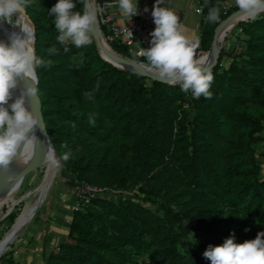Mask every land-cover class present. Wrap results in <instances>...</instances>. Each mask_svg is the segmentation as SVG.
<instances>
[{
  "label": "trees",
  "instance_id": "16d2710c",
  "mask_svg": "<svg viewBox=\"0 0 264 264\" xmlns=\"http://www.w3.org/2000/svg\"><path fill=\"white\" fill-rule=\"evenodd\" d=\"M223 1L196 0L204 50L218 23L207 21L209 9ZM57 2L32 0L26 9L35 54L52 62L36 69L45 132L58 157L71 152L61 163L71 185L83 180L130 194L99 193L73 206L65 236L43 264H211L203 257L209 245L233 235L236 243L255 239L264 231V172L255 150L264 138V13L237 21L239 47L221 45L210 69L211 98H193L179 84L112 64L93 36L79 49L59 43L48 14ZM234 9L220 8V19ZM16 214H6L9 225Z\"/></svg>",
  "mask_w": 264,
  "mask_h": 264
},
{
  "label": "clouds",
  "instance_id": "9594fccd",
  "mask_svg": "<svg viewBox=\"0 0 264 264\" xmlns=\"http://www.w3.org/2000/svg\"><path fill=\"white\" fill-rule=\"evenodd\" d=\"M78 2L80 11L74 10V0H58L48 10V14L55 17L58 42L65 45L70 42L77 49L92 44L98 16L104 12L103 7L93 6L92 0ZM117 3L121 15L128 20L139 14L138 0H117ZM234 3L243 20H254L264 13V0H234ZM31 4L32 0H0V23L19 29L9 35L10 43L0 41V169L3 170H8L14 160L18 165H27L38 141L35 130L37 127L44 129L27 107V101L38 95L36 69L51 66L52 62L36 56L34 27L21 23ZM162 4L163 0H155L151 10L155 28L150 33V47L133 51V57H144L148 72L170 84H179L181 90L190 91L193 98L201 95L211 98L214 76L210 68L204 66L205 58L196 56L198 42L185 36L178 16L169 8L161 7ZM206 19L210 23L219 22L220 7L210 8ZM55 51V48L49 49V52ZM64 51L68 52L69 48L65 47ZM85 95L92 98L91 93ZM89 122L94 124L95 119L90 117ZM70 156L68 151L58 157L55 149L49 147L44 163L51 169H59L62 161L69 160ZM203 257L211 264H264V231L243 243H236L234 235L230 236L221 245H209Z\"/></svg>",
  "mask_w": 264,
  "mask_h": 264
},
{
  "label": "rangeland",
  "instance_id": "374dc122",
  "mask_svg": "<svg viewBox=\"0 0 264 264\" xmlns=\"http://www.w3.org/2000/svg\"><path fill=\"white\" fill-rule=\"evenodd\" d=\"M93 2L92 0V5ZM21 23L25 24L22 20ZM2 24L11 32L19 31L18 28H13L11 24ZM233 40L230 39L227 42L219 41V45H223L224 48L226 47L225 49L234 48ZM262 133L264 134V128ZM255 148L261 171L264 172V142H257ZM23 175L21 182L17 185L16 192L0 210V237L6 235L8 232L7 227L11 225V223L9 225L6 214L9 212H14L15 214L17 212L16 216L18 215L17 217H19L30 207L34 206V209L27 224L10 240L9 245L0 254V264H20L28 243L34 242L33 237L36 232L35 230L33 233L34 228L44 225L49 219L52 220L48 212L54 210L60 202L68 200L74 193V186L67 180L69 174L61 171V167L59 169H51L43 161L35 163ZM37 264H43V262Z\"/></svg>",
  "mask_w": 264,
  "mask_h": 264
},
{
  "label": "built area",
  "instance_id": "2783aa9c",
  "mask_svg": "<svg viewBox=\"0 0 264 264\" xmlns=\"http://www.w3.org/2000/svg\"><path fill=\"white\" fill-rule=\"evenodd\" d=\"M93 1V6H99L104 8L103 14H100L98 16V24L101 23L103 25L104 33L101 32L100 27L99 30L101 38L106 44L107 40H115L116 42L126 46L127 49L131 52H138L141 47H150V33L154 30V28L148 25L140 11L138 15L134 16L131 20H128V18L123 17L121 13L110 7L109 0ZM231 6L236 7L234 0L223 1L220 5L221 12H225ZM195 10L196 12H200V7L197 5L195 7ZM239 15L240 14H238L227 24H225L221 33V37L219 39V41L221 42H227L230 39H234L233 41L235 49H237L240 44L238 36L241 33V28L237 25V21L242 19ZM121 17L125 20H120ZM185 36L194 43L198 42L199 46L196 49V56L198 58L201 57L205 50L202 49L199 44V34L197 36ZM137 56L142 57L139 55ZM137 60H140L141 62H146L145 58L144 60L137 58ZM73 186L75 196L74 206H78V204H84L88 202L90 198L94 197L96 194L99 193H105L108 195L115 193H122L123 195H126L130 193L129 190L112 188L106 185L91 184L83 180L76 181Z\"/></svg>",
  "mask_w": 264,
  "mask_h": 264
},
{
  "label": "crops",
  "instance_id": "0c3cea01",
  "mask_svg": "<svg viewBox=\"0 0 264 264\" xmlns=\"http://www.w3.org/2000/svg\"><path fill=\"white\" fill-rule=\"evenodd\" d=\"M110 7L119 11L117 0H109ZM155 0H138V10L144 16L149 26L155 28L151 10ZM196 0H163L161 7L169 8L174 11L179 18L180 26L183 33L188 36H197L199 34V12H196ZM145 7L148 11L145 12ZM122 21L125 19L121 17ZM226 48V47H225ZM222 63L225 64L226 60L223 59ZM75 196L74 193L64 202L57 204L56 208L49 211L48 214L52 220H48L42 226L34 228L36 230L33 241L29 242L22 255L20 264H37L42 263L45 254L61 240L66 233V223L70 216L71 208L74 206ZM36 241V242H35ZM19 258V256H18Z\"/></svg>",
  "mask_w": 264,
  "mask_h": 264
},
{
  "label": "water",
  "instance_id": "95a60500",
  "mask_svg": "<svg viewBox=\"0 0 264 264\" xmlns=\"http://www.w3.org/2000/svg\"><path fill=\"white\" fill-rule=\"evenodd\" d=\"M240 13V10L238 8L232 10L229 14H227L223 19H220L219 22L213 27V32H212V36L209 42V46L207 49H205V51H209L212 50L213 51V55L211 57V59L209 60L208 63L204 64L205 67H208L211 69L212 65L215 63L216 61V57L218 55V51H219V40L217 38V33L218 30L223 27L225 24H227L230 20H232L234 17H236L238 14ZM27 21L29 22V26H33L32 22L30 21V19L25 16ZM93 38H94V42L95 45L99 51V53L107 60H109L112 64L116 65L119 68L122 69H126V70H130L133 72H137L138 74L142 75V76H146L150 79H155L161 82H165L168 83L166 81H163L161 79H159L156 75H154L151 72H148L144 65L145 63L136 60V59H132L123 55H120L118 53H115L114 51H112V49L109 47L108 44H106L100 35V30H99V24L97 22L95 29H94V33H93ZM31 105L33 107V110L36 114L37 119L40 122V127L44 128L43 130H41L39 127H37L36 130V136L38 137H43L44 139L47 140V146L48 148L51 147V144L49 142V139L47 137V134L45 132V127H44V122L42 119V115H41V110H40V100L38 95L36 97H32L29 98ZM37 148V146H36ZM35 148L33 156H32V160L29 161V163L27 165H16L14 167V169L12 170V172L10 174H5V171L0 169V192L2 190H4L10 183L14 182L15 180H17L18 178H20L27 170H29L30 168H32L35 164V155L37 152V149Z\"/></svg>",
  "mask_w": 264,
  "mask_h": 264
},
{
  "label": "bare ground",
  "instance_id": "6f19581e",
  "mask_svg": "<svg viewBox=\"0 0 264 264\" xmlns=\"http://www.w3.org/2000/svg\"><path fill=\"white\" fill-rule=\"evenodd\" d=\"M25 18H23L22 21H24L25 24L29 25V22ZM223 27H221L218 30V33H217L218 40L221 37V33H222V30H223ZM8 37H9V32H8L7 28L2 23H0V41H4L6 43H10ZM212 55H213V51L212 50L205 51L201 55V57L205 58V64L209 62V60L211 59ZM16 94L17 95L19 94V91L18 90H17V93ZM27 107L29 108V110H31L35 114V112L33 110V107L31 105V102H30L29 99L27 101ZM36 130H37V128H36ZM36 130H35V134H36ZM37 140L38 141H37V144H36V146H37V148H36L37 149V152H36V155H35V163L43 162L44 161V154L48 150V146H47L48 143H47V140L46 139H44L43 137H38ZM16 165H17V163L14 160L13 163L10 165V168L8 170H4L5 171V174H10ZM23 176L24 175H22L20 178H18L14 182L10 183L4 190H2L0 192V210L3 208V206L5 204L8 203L9 199L11 198V196L16 192L17 185L21 182V179H22ZM33 209H34V206L33 207H30L28 210L24 211L9 226L8 232L0 240V254L9 245L10 240L13 237H15L23 229V227L27 224L28 220L32 216Z\"/></svg>",
  "mask_w": 264,
  "mask_h": 264
}]
</instances>
